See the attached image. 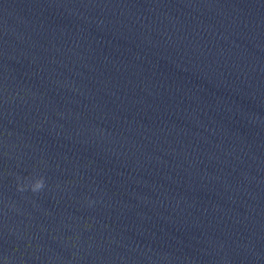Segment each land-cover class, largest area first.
I'll return each mask as SVG.
<instances>
[{
  "label": "clouds",
  "instance_id": "9594fccd",
  "mask_svg": "<svg viewBox=\"0 0 264 264\" xmlns=\"http://www.w3.org/2000/svg\"><path fill=\"white\" fill-rule=\"evenodd\" d=\"M43 187V179H38L33 185V191L39 190Z\"/></svg>",
  "mask_w": 264,
  "mask_h": 264
}]
</instances>
